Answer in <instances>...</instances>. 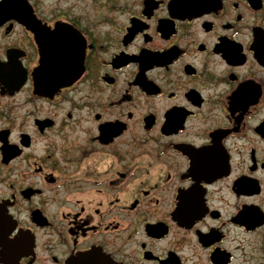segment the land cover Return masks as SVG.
I'll return each mask as SVG.
<instances>
[{"label": "flooded vegetation", "instance_id": "1", "mask_svg": "<svg viewBox=\"0 0 264 264\" xmlns=\"http://www.w3.org/2000/svg\"><path fill=\"white\" fill-rule=\"evenodd\" d=\"M0 264H264V0H0Z\"/></svg>", "mask_w": 264, "mask_h": 264}, {"label": "water", "instance_id": "2", "mask_svg": "<svg viewBox=\"0 0 264 264\" xmlns=\"http://www.w3.org/2000/svg\"><path fill=\"white\" fill-rule=\"evenodd\" d=\"M82 58V57H81ZM64 77V82H65V76ZM77 77L75 75L72 74H68L67 75V84H71V82H73ZM48 82V81H47Z\"/></svg>", "mask_w": 264, "mask_h": 264}]
</instances>
